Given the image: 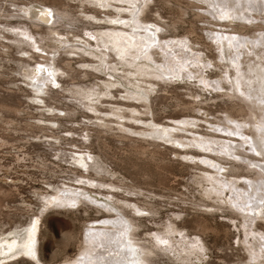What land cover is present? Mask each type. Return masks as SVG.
Returning a JSON list of instances; mask_svg holds the SVG:
<instances>
[{
  "label": "rangeland",
  "instance_id": "1",
  "mask_svg": "<svg viewBox=\"0 0 264 264\" xmlns=\"http://www.w3.org/2000/svg\"><path fill=\"white\" fill-rule=\"evenodd\" d=\"M128 1L0 0L1 14L22 13L20 8L30 5L47 7L46 4H55L60 8L68 6L74 16L80 19L79 22L71 23L67 20V23L59 28L63 34H52L44 25L35 27L28 18L0 20V102L24 110L18 115L4 113L6 118H14L17 122L15 121L16 127L6 132L12 143L0 148V185L8 189L11 185L20 184L21 194L15 193L0 206V236L9 238L13 232L23 231L32 220V211L28 214L25 206L39 213L43 209L42 195L46 192L61 188L65 193L78 191L91 200L95 199L70 209L50 207L45 215L43 214L42 224L45 223L41 228L40 242L35 246L40 252L38 255L40 254L42 262L39 263L38 259H31L23 254L24 258L19 257L6 264H64L67 259L81 258L78 254L88 224H94L95 219H100L99 223L104 220L111 221V215L114 220L119 213L140 218L137 222L141 227L136 231L138 242H133V245L158 246L161 257L156 258V262H161L158 264H172L171 259L178 255L176 251L184 252L186 248L190 253L183 256L188 258V264H258L250 256L256 252L252 251L255 248L260 252V263L264 264V200L255 197L264 196V189L258 192L257 187L261 182L257 175L260 169L255 167L249 171L242 168L254 160L253 163L264 166L263 154L259 151L251 153L250 144L246 142L248 138L259 139L256 129L260 127L256 125L264 116V92L261 95V92L257 91L261 96L259 109L250 104L252 99L248 97L251 93L254 96L256 87L264 88V0H138L141 2L140 10L137 6L133 8L132 4L128 5ZM145 3L147 6H144ZM223 3L227 4L231 13ZM130 6L135 9L136 14L127 12ZM1 9H5V13L1 12ZM133 18L138 19L139 28L130 26L126 29L141 35L149 32L148 35L153 37L150 49L156 52L158 50L154 58L143 60L151 69H154L152 66H155L156 60L166 63L164 57L167 54L162 48L178 45L177 55L172 57L174 65L168 64L162 66L163 68L159 66L164 71L161 74L164 80L146 79L152 80V83L155 82L158 86L156 92L150 96L152 107L149 114L141 115L148 119L144 121L156 125L159 132L164 131L161 129L163 127L168 128L166 125L178 126V129L184 131H178L176 137L174 134L169 135L168 139L172 143L156 139L157 134L149 137L128 133L130 129L142 131L146 125L152 131L149 123L143 125L120 119L128 127L127 133L114 130L113 127H117L115 124L112 127L110 125L111 120H118L112 115L120 107L135 105L134 107L145 111L143 106H146V102L138 104L124 98L129 94L137 98L138 94L145 92L135 87V78H130L131 81L122 78V66L117 73L111 70L112 66L108 63H104L101 70H96L101 60L88 52L98 56L102 52H108L111 46H107V49L102 37L106 36L113 26L123 25L116 24L114 20L120 19V22L126 23L122 19L134 21ZM174 24L177 27L175 30L172 29ZM1 33L15 39L17 43L5 39ZM59 40L67 42L62 43ZM5 44L10 48H4ZM23 49L27 55L23 54ZM167 51L170 55L174 53L170 49ZM5 52L9 54H3ZM110 53L112 57H108V60L120 61L114 52ZM144 55L137 57L138 63L147 54ZM234 57L236 62H230L229 59ZM182 65L185 66L184 69ZM22 66H28L30 71L35 72L31 78L32 82L41 85L46 83L49 86V94L43 95L46 103H36L30 99L31 96L34 97V90L27 85L31 81L24 76ZM258 67L262 69V73H258ZM243 70L254 71L253 75L250 74V81H254V85H247L246 80H242L243 84L236 83L238 73ZM41 74L44 81L40 77ZM175 75H178V78ZM111 81L118 84L114 87L105 85V82ZM206 85L216 89H209ZM232 93L238 96L239 104H242L248 113L244 118H234L230 114L234 102L238 103L237 98L232 101L225 97ZM90 104H96L94 111L88 110ZM45 105L58 110V114L54 111L56 116H50L43 112L40 106ZM67 111H72L71 116L65 114ZM128 111L131 110L125 108V112ZM44 113L48 118L58 116L48 128L38 123ZM27 123L34 127H26ZM101 123L106 125L103 124V127ZM261 132L264 133V130ZM120 135L131 136L136 139V143L123 140ZM52 137L56 138L54 142ZM197 142L212 147L211 152L191 147L192 144L197 145ZM152 143L155 146H151ZM133 144L145 145L151 151L159 146L157 149L161 154L156 156L157 162L152 160L149 153L137 154L132 148ZM179 145H184L186 149ZM218 150L230 151V160H222V155L215 153ZM245 152L246 154H243ZM179 154L180 156H177ZM234 157H237L238 161ZM243 157V162H240L239 158ZM77 160H82L84 167L78 166ZM211 160L216 162L213 164ZM206 161L211 167L202 164ZM95 163L107 168L109 173L97 175L90 169ZM197 164L209 169L213 175L217 174L215 169H220L218 165H224L219 174L220 182L214 181L213 184L223 190L222 195L230 205L203 196V186L196 182L198 176L202 175V170L196 167ZM231 164L241 169L234 173L230 170ZM77 171L85 176L95 177L96 181L79 178ZM141 171H146L149 176L139 174ZM235 174L242 175L234 176ZM231 180H235L242 189L238 190L234 185H231L233 189L226 187L224 182ZM110 183L112 185H108ZM116 184L141 186L143 191L139 189L141 193H128L125 189L114 187ZM240 191L246 193L241 205L248 206L252 201L260 205L258 211L255 210L254 215H251L253 218L258 216L257 220L249 221V224L245 223L242 215L244 212L232 204L234 200L238 202L236 205L240 204L236 195ZM123 198L138 204L136 211L132 209L134 213L131 209L120 208L123 206V202H120ZM143 203L156 205L159 212L140 213L144 211ZM217 206L221 209L215 208ZM107 208L113 209L111 211ZM87 220L91 222L87 223ZM197 221H204L212 230L202 232ZM248 239L252 241V249L248 248L251 253L245 249Z\"/></svg>",
  "mask_w": 264,
  "mask_h": 264
},
{
  "label": "bare ground",
  "instance_id": "2",
  "mask_svg": "<svg viewBox=\"0 0 264 264\" xmlns=\"http://www.w3.org/2000/svg\"><path fill=\"white\" fill-rule=\"evenodd\" d=\"M84 1H87V2H98V0H81V2H84ZM139 2H138V0H129L127 3H128V5L132 4L133 8H135V6H137L139 8V10H140L141 2H140V4H138ZM146 3H145L144 6H147ZM44 4L45 3L43 1L42 5H44ZM223 5H225V3H223ZM46 6L47 7H45V6L41 7L39 5H34V6L31 7V5H30L29 7L28 6L27 7H21L20 8V12L21 11H23V12L22 13H17V14L16 13H14V14L13 13H8V14H1L0 13V20L1 19H10V18L12 19V18H15V17H16V19L17 18L18 19L19 18L20 19L28 18L30 23H32V25H34L35 27H41L42 25H44L45 28H47L49 30V32L52 33V34H56V33L57 34L58 33L59 34H63V32L59 31V28L61 26L63 27V25L67 23L66 22L67 20L70 23L71 22H76V21L79 22L78 20H80V19H78V18H76L74 16V14L72 13L73 11L71 12V10H69V8H67L68 6L67 7H63V8L62 7L60 8V7L56 6L55 4L54 5H47L46 4ZM103 7H107V6H103ZM195 7H197V6H195ZM120 8H122V7H120ZM228 8L229 7H227V9ZM235 9H237V8H235ZM1 10H2L1 12L5 13V9H1ZM123 10L125 11V9H123ZM134 10L135 9H132L131 6H130V8H128L127 12L129 14H136V12ZM224 10H226V9H224ZM228 10H229L228 12H230V8ZM138 12H137V14H138ZM181 13H183V11ZM226 15H227V13H226ZM85 16H87V15L85 14ZM199 16L200 15H198V17ZM119 20H114V21H115L116 24L117 23L118 24L121 23L123 25H120V27H117L118 25L116 27L113 26L112 29L108 30V34L106 36H103V37L101 36L102 37V41L104 42L105 46L106 47L107 46L108 47L111 46L109 49L107 47L108 52H102L100 54V56H98V55H96L95 53H92V52H88V54L92 55L94 57H97V58H99L101 60L100 61L101 64H99V66L97 65L98 67H96V68L94 67L96 70H101L102 67H103V64L104 63H108L109 65L112 66L111 70L114 71L115 73L120 72L119 71V69H120L119 67L122 66L123 67V69L121 71L123 73L122 78H124L125 80L131 81L130 78H132V77L135 78V84H136L135 87H137L139 90H144L145 94H143V93H141L140 95L138 94L137 98H135L134 96L129 94V95H127L124 98L127 99V100L135 101L138 104L146 102V106H143V108H145L146 110L144 111V109H140L138 107H134L135 105L132 106V105H126L125 104L126 105L125 108L128 109V110H131V111H128L130 114H128V112L127 113L125 112V108H122V107L118 108L115 112H113V115H112V117L116 116L115 119L118 118V120L117 121L111 120L112 122H111L110 125L112 127L115 124V126H117V127H115V128L113 127L114 130L118 129L119 131H123V132L127 133L126 131H128V129H126V127H127L126 124L122 122L123 120H129V121H133V122H136V123H142L143 125H144V123L145 124L149 123L150 127H152V131H150V129H148V125H146V127H144V129H146L145 132H144V129H142V131H138V130L134 131V129H130V131H128V133H134V135L139 134L138 136L147 135L149 137H153L154 135L157 134L158 136L156 137V139L162 140V141H166L167 140L168 142H171V140L168 139V136L169 135H173V134L175 135V134L178 133V131H182L181 129H178V126H171L170 127L169 125H166V127H168V128H164L163 127L161 129H164V131L159 132V131H157L158 129H157L156 125H153L149 121H144V119H147V118H143L145 116L142 117L141 115L142 114H149V111L151 110L150 108L152 107V99H150V96H151V94L153 92H156V87L158 86V85L155 84V82L152 83V80L149 81V80H146V79H158V80L162 79L161 74L164 73L162 68L164 66L168 65V64L170 66L174 65V63H173L174 59H172V57H175L177 55V51L176 50L178 48V45H172V46L168 45L167 48H162L161 47L162 48L161 50H163L164 53L167 54V56L164 57V59H166V63H163V62L161 63L160 60H156V64L154 63L155 66H152V67H154V69H151L150 66L144 64L143 60H146V59L147 60H151L152 58H154L156 56V54L158 52V50L156 52L155 50L152 51L150 49L151 48L150 41H152L153 37L151 38V36L148 35L149 32L148 33L146 32V33H144V35H141V34H136V32L134 34V32H132V30L126 29V27L130 28V26L131 27H135V28H139L138 27V23H137L138 22L137 18L134 19V21L129 20V19H124V20L122 19V21H126V23L120 22ZM127 21H130V22H127ZM131 23H133V25ZM175 24L172 25V29L173 30H175L177 28ZM241 29L243 30L244 28H241ZM70 32L71 31L69 30V33ZM152 33H154V32H152ZM1 35L5 39H8V40H10V41H12L14 43H17V41L15 39L6 36L4 33H1ZM59 41H61V40H59ZM63 42L66 43L67 41H63ZM182 44H184V43H182ZM3 47L4 48H8V49L10 48L6 44L3 45ZM169 49L174 52L173 53L174 55L173 54L170 55V53L167 51ZM143 50H146V51L143 52ZM110 51L114 52L115 55H117L118 59H120L119 62L118 61L114 62L115 60H108V57H112ZM23 52H24L23 54L27 55L25 49H23ZM21 53H22V51H21ZM3 54L8 55L9 52H5ZM141 54H145V55L147 54V55H146L145 58L141 59L140 63H138L136 59ZM187 55H189V54H187ZM196 55H197V53H196ZM176 58H178V57H176ZM199 60L200 59H198V61ZM229 61L230 62L231 61L232 62H236V58L234 57L232 59H229ZM27 63H28V61H27ZM202 63H204V62H202ZM159 66L160 67L163 66V67L160 68ZM259 67H258V73H262V71H264V70L261 69L262 70L261 71L259 69ZM21 68H22L21 71L25 72L24 76L26 78L30 79V81H31V83H27V85L32 87V89L34 90V97L31 96L30 99H32V101L36 102V103H38V102L41 103V104L42 103L43 104L46 103V100H45L46 98H44L43 95L44 94L45 95L49 94V92H50L49 86L46 83L41 85V83L32 82L31 78H32V76H33V74L35 72L33 73V71H30V69H28V66H22ZM184 68H185V66L182 65V69H184ZM252 69H253V67H252ZM53 70H55V69H53ZM180 71H182V70H180ZM175 74H177V72ZM250 74L253 75L254 71L251 70L250 72H247L246 70L245 71L243 70L242 72H239L238 73V79H235L236 83L243 84L242 80H246L247 83H246V81L244 83H246L247 85H249L248 83H250L251 85H254V81H250V78L252 77V75H250ZM38 76H40V75H38ZM175 76H177V78H178V75H175ZM201 76H203V75H201ZM40 77H42V81H44V77H43L42 74H41ZM258 77H260V75H258ZM179 79H180V77H179ZM260 79H262V77H260ZM162 80H164V79H162ZM117 84L118 83H113L112 81L111 82H105V85L112 86V87L116 86ZM147 84L149 85V87H148ZM233 85H232V87H234ZM206 87L209 88V89H216L214 87L210 88V86H207V85H206ZM231 90H233V89H231ZM132 91H134V90H132ZM254 91H255L253 93L254 96H252V93H251L250 95H248V97L252 99L250 104H252L253 106H255L256 108L259 109V108H261L259 106V104H258L261 101V96H260L259 92H261V95H262V92H264V88L263 87H256ZM257 91H259V92H257ZM126 92L129 93L128 90H126ZM166 92H167V90H166ZM250 92H251V89H250ZM92 93H94V91H92ZM240 93H242V91H240ZM82 97H84V93H82ZM88 97H90V95H88ZM225 97H228L229 100L233 101V99L236 100V98L238 96H236L234 93H232V94H230L228 96H225ZM254 100H256V101H254ZM238 101H240V100H238V98H237V102ZM94 105H96V104H94ZM94 105L90 104L89 109H88V107H86V109H88L90 111H92V110L94 111V109H95ZM40 108L42 109L43 112H46V113L50 114V116L54 114V111H56V110L50 109L48 107V105L40 106ZM22 110L23 109H20L18 107H14V106H11V105H8V104L0 102V129L2 131V132L0 131V148H3L5 146H9L10 143H12V141L9 140V136L6 135V134L8 133L7 131H9V130L13 129L14 127H16L15 126V124H16L15 121L16 120L14 118H13L14 120L11 119L10 117L6 118L4 116V113H14V114L18 115V114H21L20 112L23 113L24 110L23 111ZM262 110H263V108H262ZM57 111H56V113L58 114ZM230 112H228V113H230L232 117L235 116V117H243L244 118L246 115H248V113H246V110H245L244 106H242V104L240 105L239 102L238 103L234 102L233 106L231 107ZM46 113L41 114V117L38 120V123L41 126L43 125V126L47 127L48 125L51 124V122L53 120H56L55 118H57L58 116L55 117V118H48L49 116L47 117ZM252 113L254 114V112H252ZM65 114L71 116L72 111H67V113H65ZM54 116H56V115L54 114ZM103 120H105V119H103ZM103 124H105V123H103ZM107 124H109V123H107ZM242 124H243V122H242ZM30 126H33V125L27 123L26 127H30ZM262 126H264V116L262 117L261 120L258 121V123L256 125V127H260V129L259 128L256 129V132H257V135H259V139H260L261 142L259 141V139H254L255 137L252 140L250 139L251 142H250V140L248 138L246 140V142L250 144L249 150L251 151V153L254 152V151H259L264 156V133L261 132L262 130H264V127H262ZM103 127H104V125H103ZM42 128H45V127H42ZM239 129H242V127H239ZM148 131H150V132H148ZM43 132H45V131H43ZM104 132H106V131H104ZM182 132H184V131H182ZM47 135H49V138L51 137L50 134H47ZM186 135H187V133H186ZM120 136H121V139H123V140L125 139V140H129V141H134L136 143V139L135 140L132 139V137L129 136V135H120ZM192 136H194V135H192ZM54 137H52V141L53 142L56 139ZM164 137H166V139H164ZM175 137H176V135H175ZM59 139H61V138L59 137ZM211 140H213V139H211ZM235 142H236V139H235ZM244 144H245V142H244ZM244 144H243V146H244ZM11 145H13V144H11ZM133 145H132V148H133V150H135L137 152V154L146 155V154L149 153L148 155L151 156L152 160L157 162L156 156L161 154L160 151L157 149V148H159V146H157V148H155V149H153L151 151V150H149V147H147L145 145H141V144L140 145H134V146ZM152 145L155 146L153 143L151 144V146ZM186 145H190V144H186ZM179 146H181L182 148L186 149V147H184V145H179ZM229 146H230V144H229ZM191 147H197L198 149H202L203 151H209V152H211L210 149H212V147L205 146L202 143L199 144L198 142H197V145L192 144ZM223 150H218V152H215V153H217L219 155H222V160H226V159H227L226 161L230 160L231 155H232V154L230 155V151L226 152V151H223ZM247 151H248V149H247ZM243 154H246V152L243 153ZM177 156H180V154L177 155ZM157 157H159V156H157ZM161 159H160V162H162ZM239 159L241 160L240 162H243L244 157L243 158H239ZM236 160L238 161V159H236ZM254 161L247 163V167H242V168H243V170L247 169L249 171L254 170L255 167H258V169H260V172H257V175H259V177L261 178V182L257 185V187H258V192L259 191L262 192L261 189L262 190L264 189V166H258L257 164L253 163ZM263 161H264V159H263ZM210 162H212L214 164L216 161L214 162V161L211 160ZM76 164L78 166L84 167V165L82 163V160H77ZM202 164L206 165V167H211V165L208 164L207 161L203 162ZM235 164H231V166H230V170L233 171L234 173H236L237 170L241 169L239 166H237ZM40 166L42 167V165H40ZM218 166H220L219 167L220 169H218V168L215 169L216 172H217V174H216L217 176H216V175L211 174L209 169L199 167V165L197 164L196 167H198V169L202 170V175L198 176L196 182L203 186L204 194L203 193L202 194H203L204 197L211 198L214 201L226 204L228 202L225 200L224 196L222 195L223 190H221V188H218V185H216L217 187H214V184H213L214 181L220 182L221 176L219 174H220V171H222L221 169L224 167V165H218ZM42 168H44V167H42ZM90 169L94 170L97 175H103V173H109L106 170L107 168H104V167L100 166L99 163H95L93 166L90 167ZM43 170H48V169H43ZM136 170L140 171V169H136ZM77 173H78V171H77ZM78 174H79L78 175L79 178L94 179V181H96L95 177H88V176H85L83 173H78ZM139 174H141V175L143 174V176H146V175L149 176V173H147L146 171H141ZM241 175L242 174H240V175L235 174L234 176H241ZM229 177H227V179H229ZM254 180H256V179H254ZM224 184H225L226 187H228L230 189H233V188H231V185H234L236 187V189H238V190L242 189V188H240L241 186L239 187L237 185V183H235V180L234 181L231 180V182L225 181ZM19 185L20 184L11 185L8 189L4 188L3 185L2 186L0 185V206L3 205V203L5 202V200L7 198L12 197V195L14 196L15 193L21 194ZM108 185H112V183H110ZM114 187H116L117 189H119V188L120 189H125L128 193H134V194L141 193L140 190H142L141 186H137V185L136 186H132V185L124 186V185H117L116 184V185H114ZM222 188L224 189V187H222ZM60 189H58V190H56L54 192H46L45 195H42L43 205H41V206L43 207V209L39 213H36V211H34V209L29 208L28 206H25V207H27L26 208L27 213L32 211V213H30V214H32V216H31L32 220H31V222L28 224V226L23 231L17 230L15 232H13L12 234H10L11 237H9V238H1V236H0V264H6V263H9L10 261L15 260V259L17 260V259H19V257H23V254H25L28 258H31V259H35V260L38 259V262L41 263L42 259H40L41 258L40 254L38 255V253H40V252H39V250L37 251V249H35V246H36V244L38 242H40L41 228H42V225L45 223V222H43V224H42L43 214L47 210H49L50 207H60V208H68V209H70L71 207H76V206H78L81 203H85V201L93 202L92 200H95V199L91 200L90 198L86 197V195L84 196V193H82V192L70 191V193H65V192H62ZM252 190H253V187H251V191ZM34 191H37V189H34ZM116 191H118V190H116ZM243 191H244V189H243ZM245 194H246L245 192L242 193L241 191H240V193H236V195H238V200L237 201H240V204L236 205V203H238V202H236L235 200L232 202V204H233V206L236 209H238L241 212H244V213H242V215L245 218V223H248L249 221H256L257 220L258 216H255V218H253L251 215H254V211L255 210L258 211V208L260 207V205H258L256 202H253V201L250 202V204L248 206H245L246 204H242L241 205V200L245 199L244 198ZM147 197H151V196H147ZM255 197L264 200V196L261 197L260 195H255ZM249 199L251 201L250 197H249ZM101 202H103V201H101ZM120 202L121 203L123 202L122 203L123 206L120 207L122 210L124 208H126V209L128 208V209H131V210L133 209V210L136 211L137 208H138V204L137 203H133L128 198H123V201H120ZM228 204L230 205V203H228ZM143 205H144V211H140V213L145 212V213H148V214H157L159 212L158 207H156V205H150V203H143ZM244 207H246V208H244ZM215 208L221 209L220 206H217ZM107 209L112 211L113 208H107ZM159 209H160V207H159ZM133 210L131 211L132 213H134ZM124 214L125 213H123V214L119 213L118 217L116 219H114V220H113V216L111 215L109 217V219L111 221H105L104 220L103 222L99 223L100 219H95L96 221H94L95 222L94 224H92V225L88 224L89 226L86 227L87 228L85 230L86 235L84 234L83 243L81 242L80 250H79L80 252L78 254L79 256H81V258L78 257L75 260L67 259L64 262V264H158V263H161V262H156V258L158 259L160 257V253H159L160 249H157L158 246L154 245V246L148 247L146 245H140L139 243H137V244H139L140 247H135L133 245V242L134 243L138 242L136 240V238H137L136 231L141 227V224L137 222V221H140V218H132V217L129 216L130 214H125V215ZM4 215H5V213L3 214V216ZM234 215H235V218H237V214L235 213ZM0 216H2V215H0ZM8 216H9V214H8ZM87 221H88L87 223L91 222V220H87ZM197 225L202 230V232H204V233H205V231L207 232V231L212 230V227L210 225H208V224H205L204 221L203 222L197 221ZM246 227H248V225H246ZM171 230H173V229H171ZM213 230H216V229H213ZM246 231H248V229H246ZM248 236H250V234ZM250 241L251 240L248 239V243H247L248 245L245 247V249L248 252H250V249H252V243H250ZM258 241H259V239H258ZM258 241L256 240V242H258ZM249 247H250V249H248ZM252 251H256V252L255 253H251ZM252 251L250 252L251 253L250 256L253 259V261L257 262L258 264H262V263H260V259H258L259 258L258 255H260V252H258L256 248L252 249ZM140 252L143 255V257L140 254ZM164 252H166V251H164ZM171 252H172V250H171ZM170 253H169V255H170ZM176 253H178V255H174V253H172V255H174L172 259H171V257H169L172 260V262H173L172 264H188V258H185L183 256V255H186V253L187 254L190 253V250L188 248H186L184 252H181V251L178 250V251H176ZM140 256L142 258H140ZM262 258L263 257H261V259ZM23 260H25V259H23ZM157 261H159V260H157Z\"/></svg>",
  "mask_w": 264,
  "mask_h": 264
}]
</instances>
